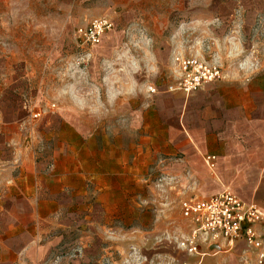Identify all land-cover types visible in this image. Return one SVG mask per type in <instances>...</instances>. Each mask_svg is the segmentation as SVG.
Here are the masks:
<instances>
[{"label":"rangeland","instance_id":"1","mask_svg":"<svg viewBox=\"0 0 264 264\" xmlns=\"http://www.w3.org/2000/svg\"><path fill=\"white\" fill-rule=\"evenodd\" d=\"M9 1L13 5L0 6L9 15L0 23V56L8 50L25 49L22 59L29 57L28 50L45 52L37 58L40 69L18 71L39 80L35 103L23 109L27 137H36L30 125L50 112H68L69 121L84 131L73 153L74 166L85 180L69 182L71 198L62 199L60 213L50 216L25 214L22 200L1 193L0 208L8 210L0 209V264H16L20 255L25 262L36 254L38 261L20 264H241L240 245L200 244L195 253L185 250L182 244L193 228L181 216L179 204L188 196L166 173L169 162L156 153L155 143L142 135L126 139L125 119L114 115L121 104L110 103L108 95L157 75L164 86L172 84L176 55L216 63L224 75L244 64L260 65L264 16L245 25L225 23L219 18L223 8L211 6L215 0ZM27 1L36 5L29 7ZM99 19L112 22V30L98 46L79 44L74 30ZM50 50L56 53L45 55ZM147 88L150 92L156 86ZM11 121L1 123L7 128ZM14 137L1 139V178L16 177L14 162L29 157ZM37 138L45 140L39 158L52 152V139L60 148L59 135ZM34 156L30 154L32 160ZM32 240L39 243V252L26 248Z\"/></svg>","mask_w":264,"mask_h":264},{"label":"crops","instance_id":"2","mask_svg":"<svg viewBox=\"0 0 264 264\" xmlns=\"http://www.w3.org/2000/svg\"><path fill=\"white\" fill-rule=\"evenodd\" d=\"M11 5L9 0H0L1 7ZM26 5L35 6L36 2L27 1ZM213 5L223 8L219 18L225 23L238 21L245 25L264 16V0H215ZM8 17L0 11V23ZM25 52L8 50L0 56V145L6 135L15 136L13 140L20 141V150L29 155L14 162L19 171L16 177L1 178L0 172V195L8 193V197L22 200L20 205L27 206L25 214L50 216L60 213L62 199L71 198L73 188L69 182L85 180L84 173L74 166L73 153V145L83 141L84 131L69 121L68 112H50L42 121L31 122L36 137H27L28 117L23 109L26 104L35 103L39 80L32 73L18 71L40 69L37 58L45 52L28 50L30 58L22 59ZM54 53L50 50L45 55ZM51 58L46 60L50 63ZM241 67L189 95L168 92L157 75L141 86L128 84L120 93L109 94L108 101L121 104L115 107L114 115L125 119L126 139L132 135L147 136V142L158 146L156 153L169 162L166 173L188 196L184 199H204L228 190L264 213V62ZM148 85L156 86L154 92H148ZM3 119L12 120L9 127L3 126ZM116 131L117 128L114 134ZM46 134L59 135L60 148L51 138L52 152L39 158V146L45 140L37 135ZM30 154L35 155L34 160ZM207 156L214 157L212 167L205 162ZM117 164L114 162L113 166ZM0 209L3 213L8 210ZM25 246L35 252L41 249L36 240ZM27 259L24 262L25 256L20 255L14 263L36 262L40 255Z\"/></svg>","mask_w":264,"mask_h":264},{"label":"built area","instance_id":"3","mask_svg":"<svg viewBox=\"0 0 264 264\" xmlns=\"http://www.w3.org/2000/svg\"><path fill=\"white\" fill-rule=\"evenodd\" d=\"M113 23L106 19L93 20L74 30V39L81 45L98 46L112 30ZM175 78L166 86L168 92L192 94L207 84L220 81L224 74L216 63L197 57L176 55L173 57ZM154 88H149L150 93ZM39 112L32 118L39 117ZM214 157H205L212 167ZM181 216L192 226V234L183 246L195 253L200 244H221L230 249H241V264H264V213L255 205L245 203L232 192L225 190L204 199L181 200Z\"/></svg>","mask_w":264,"mask_h":264}]
</instances>
